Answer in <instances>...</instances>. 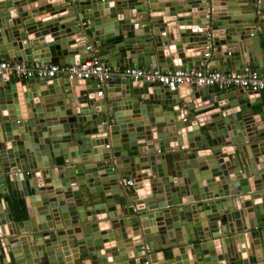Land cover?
I'll use <instances>...</instances> for the list:
<instances>
[{
    "label": "water",
    "instance_id": "water-1",
    "mask_svg": "<svg viewBox=\"0 0 264 264\" xmlns=\"http://www.w3.org/2000/svg\"><path fill=\"white\" fill-rule=\"evenodd\" d=\"M37 1L0 2V60L77 64L90 57V42L111 67L199 70L213 44L222 71L254 63L264 73V0H58L25 10ZM196 11L202 16H177ZM171 45L173 57L165 55ZM40 50L47 56L33 54ZM18 82L0 79V264H53L61 251L74 255L67 264H143L144 246L163 251L167 264H208L210 244L226 264H264L261 92L118 77L99 97L91 80L34 77L23 93L24 118ZM100 133L105 138H93ZM123 177L136 185L126 189ZM147 177L150 188L140 193ZM11 195L27 207V220L13 216ZM213 214L229 231H205L203 220ZM155 218L160 226L146 228L143 220ZM129 226L140 242L104 246L126 240ZM246 233L252 259L240 260ZM259 238L261 246L253 243ZM187 250L192 262H182ZM150 260L162 264L157 252Z\"/></svg>",
    "mask_w": 264,
    "mask_h": 264
},
{
    "label": "built area",
    "instance_id": "built-area-1",
    "mask_svg": "<svg viewBox=\"0 0 264 264\" xmlns=\"http://www.w3.org/2000/svg\"><path fill=\"white\" fill-rule=\"evenodd\" d=\"M73 14V12H71ZM208 50H213L208 47ZM84 51L90 57L77 64L42 65L38 62L25 63L14 61L13 58L0 60V79L10 81L13 76L27 80L30 78H58L68 77L71 80H91L96 83L97 95L104 96L108 82L113 78H126L133 81H142L147 84H159L162 86H181L184 84H196L199 86H213L220 91L234 90L241 88L245 91L264 92V73L259 72L249 64L242 71L228 70H196V69H172L163 71L160 68L147 69L134 66H108L102 60L101 54L93 46L87 43ZM212 52V51H211ZM211 52L205 54L206 60L210 58ZM126 188L135 185L133 179L125 178L122 183ZM147 253V260L143 264H152L150 256L152 250L144 246Z\"/></svg>",
    "mask_w": 264,
    "mask_h": 264
},
{
    "label": "crops",
    "instance_id": "crops-1",
    "mask_svg": "<svg viewBox=\"0 0 264 264\" xmlns=\"http://www.w3.org/2000/svg\"><path fill=\"white\" fill-rule=\"evenodd\" d=\"M2 1H6V0H0V2H2ZM48 2H50L51 4H56L58 2V0H40V1H37V2L32 3V4H27L24 8H25V10H33V9L39 8L40 6L48 5ZM114 5H115V2H112L110 4V6H114ZM224 9L225 8H220V10H224ZM45 13L46 12H42L40 14H45ZM202 14H203L202 12L196 11V12L181 13V14H178L177 16L179 18H191V19H195L197 16H200L201 17ZM15 15H16L15 12H12V16H15ZM48 19H50V16L44 18L42 21H47ZM163 21H164V24H165L166 23V17L163 18ZM82 40L81 39H78L77 42L80 43ZM174 48L175 47L172 46V45L171 46H166L165 47V55L166 56H172L173 57L175 55V53H176V51H175ZM211 48L213 49V50H210V52L212 51L211 52V55H210L211 57L208 58L207 61L202 62L201 66H200V69L201 70H209L211 67H213V68H216V70L221 71L224 68L222 66V60H219L218 58H215L214 53H215V50L216 49H215V46L213 44H212ZM207 49L208 48H206V47L204 48V50H207ZM223 49L225 50L226 49V46H223ZM47 51H49V50H47ZM33 54H36V57H40V58L42 56H47V53L45 51H42V50H40L39 52H35ZM183 56H184V54H179V58L180 57H183ZM77 57L79 58V55H77ZM176 57H178V55H176ZM224 61H227V60L225 59ZM224 64L226 65V62H224ZM249 65L252 66V67H254V68H256V69H258L257 66L254 63H250ZM125 66H127V65H125ZM170 66L171 65H169V67ZM140 67H144V66H140ZM229 70L232 71V69H230V67H229ZM10 81H13V82L20 81L17 84L18 88H20L19 105H18V107H19V113L22 114L21 116H23L24 118H27L29 115H28V110H27V106H26V103H25V99L23 97V93L26 90L25 86L28 85V83H29V79L22 80V79H19L18 76H13L10 79ZM58 81H60V85H62L61 79H59ZM6 82H8V81H6ZM50 84H51V82H50ZM230 91H232V90H230ZM72 95H74V96L76 95L75 90L72 93ZM261 95L264 98V92H262ZM59 96L58 97L56 96V99H57L56 101L57 102L60 100V97ZM104 96H105V94H104ZM57 102L56 103H50V104H44V107H45V109H49V108H51L53 106H57ZM186 114H189V111H185V115ZM105 136L106 135L104 133H100V134H97V135H93V138H102L103 139V138H105ZM190 142H194V144H197V146L201 144V141L199 140L198 137H192V138H190ZM145 143H146L145 141H139V145H144ZM232 150H234V147H232V146L227 148V152H229V151L231 152ZM257 162H260V158L257 159ZM169 163H170V165H173V162H169ZM120 168H122V170H124L126 173L127 172H130V164H122V166H120ZM143 170H145V169H143ZM170 170H172L171 166H170ZM123 178H125V177H123ZM127 178L128 179H133L131 177H127ZM244 179H246V176H244ZM133 180H134L135 185H136V180L135 179H133ZM122 183H123V179H122ZM203 183H204V185L206 184V182H203ZM143 184H144V188L142 189V191H139V192L140 193H142V192H146L147 193V190H149V188H150L149 177H147V178H145L143 180ZM126 189L130 190L131 188L130 189L129 188H126ZM94 198H95V200L98 199L99 198V195H94ZM10 202L11 203L17 202V204H18V208H15V205H14V211H12L13 216L14 215L15 216L25 215L27 218L24 217L23 219H19V221L20 220H27L28 219V216H27L28 215V211H27V207L25 206V204H24V208L21 209V205H20L19 199H15L13 197V195H11V197H10ZM218 206L220 207L221 204H219ZM10 207H11V204H10ZM3 210H5V206H4V209H2L1 211H3ZM217 216H218V214H213L212 216H205V218L203 220L204 222H206L205 224H203L204 226H206V228L204 227L205 231L213 230V231L220 232L221 234L225 233V230L226 231H229L228 225L223 226L222 223H221V221L220 220H217L218 219ZM159 220H160L159 218H155V219H151V220L145 219V220H143V222L146 224L145 225L146 228H152V227H158V226H160ZM161 220H163L162 217H161ZM211 220H214L213 221L214 222L213 225H210L209 224V221H211ZM215 220H217V221H215ZM40 222L41 221H39V224H41L40 226L42 227L43 226L42 224H44V223L43 222L40 223ZM166 223H167V221H166ZM105 226H106V228H110V224L109 223H107ZM2 227L3 226H0V237H4V235H2V231H1V228ZM126 233L128 235V238L126 240H123L121 242H118L117 244H116V242H107V243H105L104 246L105 247H108V246H115V245L118 246V245H120V247L123 246L124 248H126V247H130V246H135V244H137L138 242H140V238L139 237L136 238V236H135L136 233H135V228L134 227L129 226L126 229ZM77 238H80V235ZM155 238H156L155 240H158L159 237L158 236H155ZM250 241L252 242V239L249 238L248 234L246 233L245 243L243 245L237 244V249H238V251H237L238 257L237 258L238 259H240V260H250V258H251V247H250V244H249ZM254 242L256 244L259 243V245H260L261 239L260 238L259 239H255L253 241V243ZM158 244H160V242ZM70 246H71V251H75L76 249H78V247L75 246V243H70ZM150 249L152 250V254L154 252H157V254L159 256V260L162 262V264H167L166 261H165L166 260L165 259L166 257H165V254H164L163 251H161V250L160 251H155L152 248H150ZM208 250H209L210 253H208L205 257H211L213 259L212 262L211 263H208V264H226L225 259H224V254L221 252V249L220 248H217L216 249L212 244H210ZM134 253H135V250H132V251H130L128 253V255L130 257H134ZM101 254L105 256V250H102L101 251ZM185 256H186L187 259H184V255L181 256L182 257V260H183L182 262H184V260H185V262H192L191 261L192 260V255H191L190 250H187V255H185ZM262 256H263L262 253H260V254L257 255V257L260 259L259 262H262L263 261ZM57 258H58V261L55 262V263H53V264H60V263L61 264H67V260H70L71 263L74 262L73 261V259H74V255L73 254H71L70 256L67 257V256H64L63 255V252L62 251L57 253ZM87 263L90 264L91 262L90 261H87ZM172 264H174V263H172ZM184 264H186V263H184Z\"/></svg>",
    "mask_w": 264,
    "mask_h": 264
},
{
    "label": "trees",
    "instance_id": "trees-1",
    "mask_svg": "<svg viewBox=\"0 0 264 264\" xmlns=\"http://www.w3.org/2000/svg\"><path fill=\"white\" fill-rule=\"evenodd\" d=\"M14 205H15V208H18V204L17 202L15 203H11V208H12V211H14ZM13 206V207H12ZM15 216V215H14ZM17 220L19 219H23L24 217H26L25 215H22V216H15Z\"/></svg>",
    "mask_w": 264,
    "mask_h": 264
}]
</instances>
